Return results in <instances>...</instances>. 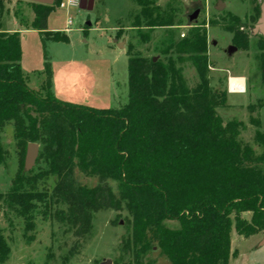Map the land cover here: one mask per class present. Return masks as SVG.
Here are the masks:
<instances>
[{
	"label": "trees",
	"instance_id": "trees-1",
	"mask_svg": "<svg viewBox=\"0 0 264 264\" xmlns=\"http://www.w3.org/2000/svg\"><path fill=\"white\" fill-rule=\"evenodd\" d=\"M61 2H33L31 27L44 40L49 15ZM162 25L169 23L148 22ZM234 31L236 43L246 42ZM49 39L70 41L59 31ZM171 47L177 59L170 56L166 62L130 55L128 102L95 108L54 94L47 58L45 81L39 90L31 88L22 68L20 33L0 29V132L13 122L21 152L20 171L0 199L24 218L27 231L34 228L37 202L47 209L65 205L53 217L81 236L91 235L96 212L126 208L131 234L124 249L132 252L134 264L156 245L170 264H231L233 227L245 238L264 231V168L250 164L264 165V152L256 155L243 143L242 123L224 124L217 113L225 99L220 101L210 85L206 37L194 33ZM177 61L196 69L200 80L195 87L188 86ZM255 139L264 145V132L258 130ZM30 142L42 145L37 162L47 167L27 175L24 154ZM76 169L98 183H80ZM51 176L57 179L51 192L39 191L38 181ZM112 180L118 182V193ZM166 221H177L179 227H168ZM9 253L0 233V262Z\"/></svg>",
	"mask_w": 264,
	"mask_h": 264
},
{
	"label": "rangeland",
	"instance_id": "rangeland-1",
	"mask_svg": "<svg viewBox=\"0 0 264 264\" xmlns=\"http://www.w3.org/2000/svg\"><path fill=\"white\" fill-rule=\"evenodd\" d=\"M94 1L93 10L79 6L63 9L56 5L48 18L50 32L45 35L48 40H44L31 27L35 17L33 2L3 0L0 29L5 33H20L22 68L31 88L39 90L45 81L47 58L53 70V92L58 98L95 108H119L128 102L130 55L166 62L170 56L176 58L173 44L200 33L207 42L210 85L220 101L225 99L224 104H218L217 113L224 124L242 123L243 143L250 145L256 155L264 152V145L255 139L258 130L264 132V35L256 27L264 13V0ZM219 1L225 5L222 10L217 9ZM69 18L71 24L67 22ZM151 20L169 25L150 27ZM236 29L246 42L236 43ZM57 31L67 35L70 41L50 40ZM231 46L236 50L229 53ZM177 66L182 68L189 87L199 83L191 62L177 61ZM230 78L233 89L245 86V91L231 92ZM14 135V123L8 122L0 132V194L4 196L11 190L21 167V152ZM39 149L40 153V143ZM250 164L264 168L262 163ZM46 167L43 161H36L31 170L25 171L27 175L36 174ZM75 176L89 187L98 183L97 177L79 169L75 170ZM56 181L53 176L43 178L38 181L37 189L51 192ZM110 184L118 193V182L112 180ZM60 207L66 208L53 204L47 209L45 203L37 202L34 228L27 231L24 218L0 199V233L10 247L7 259L0 264H105L107 261L134 264L132 252L124 249L131 234V215L126 208L96 212L91 235L81 236L53 217ZM244 216L250 218L251 214ZM165 223L168 227H179L177 221ZM261 237L239 236L233 227L235 253L230 263L264 264ZM141 264H170V261L156 245L143 256Z\"/></svg>",
	"mask_w": 264,
	"mask_h": 264
},
{
	"label": "water",
	"instance_id": "water-1",
	"mask_svg": "<svg viewBox=\"0 0 264 264\" xmlns=\"http://www.w3.org/2000/svg\"><path fill=\"white\" fill-rule=\"evenodd\" d=\"M31 2L45 4V5H52L54 4L55 0H29ZM95 5L94 0H80L79 7L84 10H93ZM224 3L222 1H219V4L217 6V9L222 10L224 8ZM257 29H259L262 34L264 35V13H262V18L258 21V25L256 26ZM121 45L120 43L118 44ZM236 50V47L231 46L229 48V53H232ZM156 61V59H154ZM39 144L35 142H30L27 146V152L25 156V170L29 171L31 170L34 165L36 164V161L39 157ZM260 244H264V238L261 241ZM105 264H111L110 261H107Z\"/></svg>",
	"mask_w": 264,
	"mask_h": 264
},
{
	"label": "built area",
	"instance_id": "built-area-1",
	"mask_svg": "<svg viewBox=\"0 0 264 264\" xmlns=\"http://www.w3.org/2000/svg\"><path fill=\"white\" fill-rule=\"evenodd\" d=\"M79 3H80V0H65V1L62 0L60 6L64 9V8L79 6ZM67 22L68 24H71L72 19L69 18ZM229 87H230L231 92H244L245 91V88L243 90H237V89L232 90L231 89V78L229 81Z\"/></svg>",
	"mask_w": 264,
	"mask_h": 264
},
{
	"label": "crops",
	"instance_id": "crops-1",
	"mask_svg": "<svg viewBox=\"0 0 264 264\" xmlns=\"http://www.w3.org/2000/svg\"><path fill=\"white\" fill-rule=\"evenodd\" d=\"M49 30V29H48ZM54 30H56V29H54ZM60 30H62V29H60ZM54 87H52V89H53ZM260 236H262L261 237V239L259 240V243H261V241L263 240V238H264V231H262V232H260V233H258V234H256V235H253V236H251V237H256V238H260Z\"/></svg>",
	"mask_w": 264,
	"mask_h": 264
},
{
	"label": "bare ground",
	"instance_id": "bare-ground-1",
	"mask_svg": "<svg viewBox=\"0 0 264 264\" xmlns=\"http://www.w3.org/2000/svg\"><path fill=\"white\" fill-rule=\"evenodd\" d=\"M231 78H232V77H231ZM238 86H240V85H239V84L236 85V87H238ZM244 88H245V86H244L242 89H240V88H239V89H238V88H235V89H237V90H243ZM231 89L234 90L232 84H231Z\"/></svg>",
	"mask_w": 264,
	"mask_h": 264
}]
</instances>
